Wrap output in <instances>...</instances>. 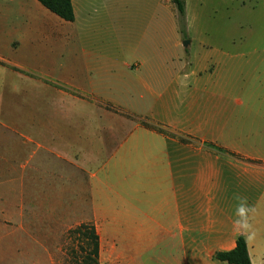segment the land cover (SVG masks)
I'll return each mask as SVG.
<instances>
[{"label":"crops","instance_id":"0c3cea01","mask_svg":"<svg viewBox=\"0 0 264 264\" xmlns=\"http://www.w3.org/2000/svg\"><path fill=\"white\" fill-rule=\"evenodd\" d=\"M71 1L74 22L30 0L0 38V94L20 84L27 97L25 129L3 125L28 157L18 166L16 148L0 149V173L27 174L41 152L46 187L49 157L84 170L100 264L103 253L109 264H227L214 256L240 235L264 264V0L260 37L197 43L188 0L186 39L172 0ZM70 46L68 68L58 57ZM34 92L69 112L40 114L49 103ZM5 205L0 195V228L24 231L31 215Z\"/></svg>","mask_w":264,"mask_h":264},{"label":"rangeland","instance_id":"374dc122","mask_svg":"<svg viewBox=\"0 0 264 264\" xmlns=\"http://www.w3.org/2000/svg\"><path fill=\"white\" fill-rule=\"evenodd\" d=\"M188 3L194 19L190 33L196 43L205 38L238 40L260 37L263 34V27L255 26L253 23L256 20L259 24L261 19L263 20V14L260 15L261 0H226V3L222 0H188ZM162 4L166 5L165 2ZM169 4L168 2L167 5ZM25 5L29 10L30 0H0L2 40L10 39L8 33L10 29L18 23H23L22 10L25 9ZM166 30H169V26L164 23V14H162L159 39L165 38ZM241 48L246 47L241 46ZM72 54L71 46L59 52L58 58L62 65L71 68ZM16 89L17 91L6 87L0 94V149L10 148L13 151L12 149L16 148L17 156L8 160H15V164L19 166L28 160L25 147L21 145L22 141L13 131L3 125L13 121L23 130L26 127L25 87L18 84ZM33 94L40 106L42 104L47 106L46 101L49 103L48 107L39 110V113L42 111L43 115L56 117L57 110L61 112L64 110L66 115L69 112V109L58 106L59 100L52 92L45 97L35 92ZM42 159H45V154L41 152V156L32 160V167L25 175L21 170L9 176L0 173L2 183L0 195L4 196L7 202L5 207L7 206L6 208L12 213L13 210L16 212L24 210L26 216L31 215V218L25 222L24 231L21 229L8 231L0 228V264H87L90 241L85 239L83 232L79 230L82 225L93 223L87 174L82 169L77 170L65 162H58L49 157L48 187H46L44 180L46 165ZM7 165L4 159H0V169L3 172ZM24 176L27 191L22 189L21 182ZM23 192L29 193L32 197L28 198L27 202L34 201L36 204L44 205H30L26 202L22 206L20 201ZM20 224L11 223L15 228H19ZM101 264H109L105 261L104 253Z\"/></svg>","mask_w":264,"mask_h":264},{"label":"trees","instance_id":"16d2710c","mask_svg":"<svg viewBox=\"0 0 264 264\" xmlns=\"http://www.w3.org/2000/svg\"><path fill=\"white\" fill-rule=\"evenodd\" d=\"M43 7L55 14L66 22L75 21V13L71 0H37ZM178 11V24L181 35L184 39L187 38V19L185 0H172ZM143 124L149 128L156 129L160 132L164 130L150 125L148 122ZM79 230L83 232L85 239L90 241L89 252L86 257L87 264H100V238L97 233L94 223L82 225ZM214 259L227 264H252L246 238L240 235L237 238L236 247L230 252L217 253Z\"/></svg>","mask_w":264,"mask_h":264},{"label":"water","instance_id":"95a60500","mask_svg":"<svg viewBox=\"0 0 264 264\" xmlns=\"http://www.w3.org/2000/svg\"><path fill=\"white\" fill-rule=\"evenodd\" d=\"M189 44H190V41L189 40L183 42V46L184 47H187Z\"/></svg>","mask_w":264,"mask_h":264}]
</instances>
